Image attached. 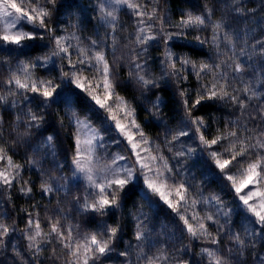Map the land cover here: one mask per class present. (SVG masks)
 <instances>
[{
  "label": "trees",
  "instance_id": "obj_1",
  "mask_svg": "<svg viewBox=\"0 0 264 264\" xmlns=\"http://www.w3.org/2000/svg\"><path fill=\"white\" fill-rule=\"evenodd\" d=\"M93 1L55 0V5L49 6L50 15L45 21L47 30L39 29L43 40L25 41L28 46L23 48L12 44L0 47V97L5 98L0 100V149L5 156L0 161L5 163L10 157L11 162L19 166L11 187L0 184V224L9 228L0 247V264H67L71 260L68 249L47 235L57 221L65 236L70 229L72 237L81 242L86 235L102 232L104 223L119 226L120 231L110 244L112 251L95 261L90 260L89 264H147L145 257L158 255L167 257L162 264H209L203 249L215 251L225 264H237V261L240 264H258L257 257H264V233L254 238L245 234L246 227L256 226L244 224L246 217L239 208L238 196L232 182L226 178L229 172L245 168L255 161L258 158L256 151L249 149L245 156H238L224 172L216 166L209 153L218 151L224 153L221 160L229 159L230 154L225 149L237 138L251 144L257 140L264 141V47L261 46L264 42V0H157V5L152 7L160 22L155 30V40L137 44L136 36L116 31L109 36L105 51L114 91L131 104L143 131L161 146L173 163L174 160L182 162V158L187 162L193 174L191 179L198 183L191 187L185 183V186L194 194L201 192L206 196H218L226 208L237 207L225 217L211 211V204L198 206L204 217L208 214L205 209H208V215H213L218 221H205L211 237L189 235L179 215L158 197L145 192L140 183L126 186L127 195L120 194V208L112 209L111 214L103 219L90 211H81L85 200L82 183H65L71 173L73 134L60 113V106L68 96L74 101L71 106L78 114L99 126L101 112L86 93L69 82H62L60 65L59 68L56 64L49 65L51 72L46 71V67L36 68L39 77L49 74L50 78L46 80L51 79L63 86L48 101L37 93L8 84L13 74L17 75L20 64L33 61L53 47L52 37H60L62 26H67L69 20L78 17L85 29L91 30L93 18L87 15V9L91 8ZM188 14L204 16L205 24L180 27L181 19L187 18ZM216 24L221 25L220 39L214 43L213 28ZM225 33L229 35L231 44L224 41ZM168 35L172 39L166 42ZM3 43L0 39V45ZM166 51L177 56L173 61L179 70L177 75H171L172 69L165 59ZM185 58L195 63L196 69L191 63L181 66L179 61ZM201 63L213 67L211 71L200 72L198 78ZM137 64L141 65L140 69H137ZM236 64L241 65L239 72L234 70ZM67 65L64 64L66 71L69 70ZM144 67L147 72L151 70L159 75L160 78L153 80L155 86H144L136 79L137 73L142 75ZM214 77L219 84H226L230 94L243 100L245 107L241 108L229 99H205L192 108L197 93L204 86L210 88ZM245 88L250 90L249 93L244 92ZM251 92L257 95L249 99ZM187 108H191L190 117ZM30 113L41 118L38 128L34 126L36 122L30 120ZM190 118H203L204 127L199 133L189 123ZM185 128L190 129L188 136L172 139ZM232 131L237 137L202 149L201 133L211 140ZM50 135L54 137L55 155L44 144ZM194 139L196 149L200 148L199 153L176 159L170 157ZM42 184L50 185L53 191L43 192ZM22 187L30 188L31 192L25 195L20 190ZM30 219L33 221L31 226L28 223ZM36 222H39L41 230V236L37 238L39 252L28 246V236L35 232ZM137 225L144 230L141 240L135 237ZM235 234H239L245 244L242 256L236 252L238 246L232 239ZM213 238L218 243L213 244ZM125 252L127 255H121Z\"/></svg>",
  "mask_w": 264,
  "mask_h": 264
},
{
  "label": "snow or ice",
  "instance_id": "obj_2",
  "mask_svg": "<svg viewBox=\"0 0 264 264\" xmlns=\"http://www.w3.org/2000/svg\"><path fill=\"white\" fill-rule=\"evenodd\" d=\"M48 3L55 5V0H47ZM114 5L112 11H105L103 6H101L100 11L102 13V20L110 25L115 30V21L117 19L115 14L116 6L125 5L129 9L133 10L134 15L139 17L138 24H145V18L151 21L153 19V14H148L146 11H142V6L138 3H135L134 0H110ZM14 10V11H10ZM240 11V9H237ZM31 13L25 11L24 8L17 4L15 0H0V20L4 21V35L0 37L4 42L0 47H6L8 44L16 45L17 47L23 48L28 45L24 44V41H35L43 40L44 36L42 33L37 32L34 28L33 32L28 33L20 30L24 23H30L34 26L37 21L39 22V28H46L45 17L50 15L46 6L39 8H32ZM205 24L204 16H193L188 14L187 18H182L180 21V27H199ZM20 26V28H18ZM152 25H147L146 27H141L138 29V34L136 36L137 44H146L149 40H155L156 37L153 35H146V32L151 31ZM221 25L216 24L213 28V42L216 43L220 37L218 32ZM13 29H17L14 33ZM49 31H51L49 29ZM74 38V37H72ZM67 39L65 37H52L54 41V48L51 51L50 55L43 58L44 62L47 63L53 57H60L61 60L68 59L69 64L73 68L71 73L62 72V76L67 78L70 83H74L78 89L83 92H87L88 96L94 101L95 105L99 108L104 109L109 113L111 120L115 121V128L119 130L122 135H125L128 141V144L131 147V156L135 157L134 163H128V157L123 155L115 154L111 155V163L101 164V160L105 157L102 156L98 150L105 149L104 138L100 135L98 129L92 127V125L86 121H81L77 117L75 111H72V117L76 124V132L73 133V153L71 156V162L74 166L73 175L81 174L83 179L86 181L89 189H96L95 193H90L91 200L89 197H85L84 203L81 207V211H90L98 215L101 219L111 214L112 209L120 208V194L125 193L126 186L129 184H134L135 181L143 179V183L146 188L154 195H159L160 199L163 200L169 208H172L176 211L182 204H188V199L186 193L188 189L185 187L184 182L179 184L173 183L169 186V181L175 180V177L172 175L173 168L169 166L168 161L162 155H152V148L149 147V141L144 136L143 131H138L140 139L135 140L133 134H129L127 126L121 123L115 114L116 110L124 112L125 118L131 116L132 110L127 107L126 102L123 98L115 94L114 85L110 79V66L105 58L103 52H96L89 56L88 51L84 48H79L77 51V60L73 62L71 60V54L69 53L70 44H67ZM172 39L171 35L166 37L167 40ZM224 41L228 44H231V39L227 33L224 34ZM203 42V41H201ZM92 44L95 45L96 41H92ZM47 46V45H45ZM264 47V42L261 44ZM218 47V45H217ZM166 62L168 67L172 69L171 75H177L179 70L176 68V63L173 62V54L170 51H166ZM41 58H37V61L32 64H21L20 71L24 74V81L22 82L18 75L13 74V76L8 80V84H14L16 88L23 89L25 91H31L42 96L45 101H48L53 97V94L57 92V86L53 85L51 80L42 81L34 80L32 78L31 68L37 66ZM181 66L192 64L193 69H196V64L192 63L188 59H183L179 61ZM77 64L84 65L85 67L79 68L77 70ZM137 69L141 68V65H136ZM213 66L201 63L199 66V71L197 72V77L199 78L200 72L211 71ZM216 67H219L218 65ZM91 68L95 71L96 75L90 80L87 76L84 75V72ZM236 72L241 70V65L236 64ZM136 79L144 86L153 85L155 86V81L145 79L143 75L137 73ZM94 90H99L94 92ZM249 89L245 88L244 92L249 93ZM58 94V93H57ZM183 95V93H182ZM255 92H251V95L248 97L251 99L252 96H256ZM114 105L110 104L109 101L113 100ZM5 99L0 97V100ZM159 99V98H158ZM205 99L214 100V99H229L233 103H237L241 108L245 107L244 101L241 100L238 96L230 94L227 91L226 84H219V82L213 79L211 87L204 86L201 91L197 93V98L192 104V108H195L197 105H200ZM65 103L69 105V110H71V104L74 103L72 99H66ZM187 105V101H185ZM155 107V105H154ZM189 117L191 116V108H187ZM30 120L36 122L35 127H39L40 117L35 113H30ZM189 123L195 126L196 132H200L201 128L204 127L203 118H190ZM131 127H134L139 130V125L136 124L135 120H131ZM188 131L181 129L178 134L173 135L172 139L176 140L181 136H188ZM230 137H237L236 132H228L207 140L205 136L201 133L199 135L200 144L204 147L211 148L213 145L220 143L223 140H227ZM54 137H46L44 144L47 148L52 150V154L55 155L54 148ZM237 141L239 147H237ZM249 149L255 150L257 154V159L253 162L247 164L246 168L241 170L242 179L237 183L236 179L232 175H226L227 180L232 182V187L235 190V193L238 195L239 200L245 206V210L252 214L255 219L249 218V224L256 227L245 228V234L249 238H254L258 234L264 233V141L257 140L255 144L248 143L246 140L237 138L236 141H233L228 148L225 149L226 153L230 154L229 159L221 160V156L224 153L218 151H211L209 155L215 160L216 166L220 169L221 172H224L226 168L233 161L237 160V157H243L249 151ZM158 151V149H157ZM191 155L195 152V149L188 148L186 151H180L177 153V156H185V154ZM5 159L3 155V149H0V160ZM124 161L123 164L119 163ZM35 163V161H33ZM8 167H15L17 169L16 174H12L5 171H0V184L7 185L8 187L12 186L13 180L16 179L18 175L19 166L13 165L11 158H8ZM59 167V165H58ZM26 183V182H25ZM251 186V187H250ZM41 188L43 192L51 193L53 188L50 185L42 184ZM245 189L248 191L245 192ZM21 192L25 195L31 192L30 188L22 187ZM167 190V191H165ZM175 193V196L178 197V200L174 204L169 197ZM243 195H240L241 193ZM145 198H147V193H145ZM210 201H215L218 207V215H223L225 217L229 216L228 212L223 211V203L218 196H213L208 198ZM251 201V202H250ZM197 201L195 199L191 200V207H195ZM179 219L183 221L186 231L192 237H211V233L206 227L205 221H212L213 223H218L214 219L213 215H206L201 218L198 213H193L191 219L196 221V226L194 227L192 223L189 222V218L181 213H178ZM227 223V220L225 221ZM31 226L33 221L30 219L28 221ZM103 231L99 233H93L91 235H86L83 237L82 242L75 240L72 237L71 230H68L67 236L64 232L61 231L59 222L52 224L50 232L47 234L52 239H55L60 243L64 248L68 249V253L71 256V260L67 264H89V261H95L100 256H104L107 253L112 251L110 244L116 238L117 233L120 231L119 226H108L106 223L102 225ZM223 227V225H221ZM9 228L0 224V247L3 246V237L8 235ZM41 236V230L39 222L35 224V232L28 236L29 248H36V251L39 252L40 246L37 241V238ZM104 237H107L105 239ZM137 240L144 238V230L140 225H137V231L135 233ZM232 239L237 244L236 252L242 256L245 248L244 241L241 240L239 234L232 236ZM49 243L51 240L48 241ZM253 239V244H254ZM212 243H218V240L213 238ZM55 251V250H54ZM207 257L209 258V264H225V262L217 255L213 250L203 249L202 250ZM229 251H233L230 249ZM121 255H127V253H121ZM147 264H162L167 257L163 255H158L155 257H145ZM258 264H264V257H257ZM237 264H240V261H237Z\"/></svg>",
  "mask_w": 264,
  "mask_h": 264
},
{
  "label": "rangeland",
  "instance_id": "obj_3",
  "mask_svg": "<svg viewBox=\"0 0 264 264\" xmlns=\"http://www.w3.org/2000/svg\"><path fill=\"white\" fill-rule=\"evenodd\" d=\"M15 2L19 5H21L25 11L29 12V14H32L31 13L32 8H39L42 6H46L48 11H49L50 10L49 6H53V4L48 3L47 0H44V1H40V0H15ZM134 2L140 4L142 6L141 10L146 11L148 14H153L152 7H154V5H157V0H134ZM90 4H91V8L87 9V15L90 18H93V24H92L91 30L85 29L83 21L78 19V17H76L77 18L76 20H73V21L69 20L67 26H62L63 30H62L60 37L68 38L66 42H67V44L71 45V47L69 48V53L71 54V60L73 62H76V60L78 58L77 57V51L79 48L86 49L88 51L89 56H91L92 54H94L96 52H103L104 55H106L105 51L109 45V42H108L109 36H113V34L116 33V31L117 32H120V31L126 32V34H132L134 36H137L139 28L146 27L147 25L150 24V25H152L151 31L146 32L145 34L146 35H153V36L157 37V34H156L157 32L155 33V30L158 29V25L160 23L158 21L159 17H156L153 15V19L151 21H149V20H147V18H145V24H138L139 17L134 15L132 9H129L125 5L116 6L115 14H116L117 19L115 21V30L113 31L112 27L110 25L106 24L102 20V18H101L102 13L100 11L101 6H103L105 11H112L113 10L114 5L110 2V0H94ZM10 11H14V10L10 9ZM124 13H126L127 15ZM47 18L48 17H45V21H47ZM86 21L87 20H85L84 22H86ZM18 28H20V26H18ZM34 28L37 32L41 33V31H39V29H41V28H39V22L38 21H37L35 26L33 24H30V23H24L22 28H20V30H22L24 32L31 33V32H33ZM0 29H1V34L3 36L5 33L3 30L4 29V21H2V20H0ZM82 29H85V30H82ZM16 30L17 29H13L12 32H10L9 34L14 33ZM42 30L46 31L47 29L44 28ZM72 37H74V38H72ZM92 41H96V44L93 45ZM53 48H54V45H53V47L50 48V50L45 51L46 54H41L39 56H36L33 59V61H28V62L23 63V64H29L30 65L32 63H35L37 61L38 57L41 58L40 62L37 64V66L30 69L31 73H32V78L34 80H42V81L51 80V79L46 80L49 77L48 76L49 74H47V73H46L47 75L39 77V75L36 72L37 71L36 68H38V67H41V68L46 67L48 69V70L46 69V71L51 72V70L48 68L49 65L56 64V66L58 68L61 66V69H63V70L59 69V75H61V78L63 77L62 72L71 73L73 71V68L71 67L68 59H66V58L64 60H61L60 57H53L47 63L44 62L43 58L45 56L50 55ZM176 57L177 56L173 54V61L175 60ZM165 59H166V56H165ZM62 62L64 64H68L67 67L69 70L66 71V69L64 68V64ZM107 62H108V60H107ZM19 66H21V64ZM82 67H85V66L77 64V70L79 68H82ZM146 70H147V68H145V67L142 69V75L144 77H146L147 79L154 80L155 78H160L158 74H154L153 72H151V70H149V72H147ZM17 75L20 77L21 81L23 82L24 81V74L22 71H20V67L18 69ZM84 75L87 76L91 80L92 77L94 75H96V73L93 69L88 68L84 72ZM65 81L69 82V80L67 78L63 77L62 82H65ZM70 84H71V86L76 87V85L74 83H70ZM53 85L57 86V91L61 90L63 87L62 85H59V83H57V82H53ZM97 91H99V90H94V92H97ZM84 93H86V95L88 96L87 92H84ZM66 99H69V97L68 96L64 97V100L62 101V105L60 106V109H61L60 113H61L66 125H68L71 128V132L73 134L74 132H76V127H77L75 124V121L72 117V111H75V110L72 108V106H70L71 110H69V105L65 103ZM123 100L126 102L127 107L130 110H132L133 114L131 116H128L127 118H125L123 111L116 110L115 114L117 115L118 119H120L121 123H123L127 126L129 134H133L135 136V140L138 141L140 139V137L138 135V131H143V129L141 128V126L139 125V123L136 120L135 112H134V109L131 106V104L128 103L124 98H123ZM92 103L95 105L94 101H92ZM109 103L114 105V98H113V100H110ZM95 107H97L102 114V121L100 122L101 123L100 126L97 125L96 123H94L88 117L80 115L76 111H75V113L81 121H86V122L90 123L92 125V127L98 129L100 132V135L103 136L105 149H100L98 151L105 158L102 159L100 163L101 164L111 163L110 157H111V155H115V154H119V155H123L125 157H128V163H130V164L134 163L135 157L130 155L131 147L128 144L126 136L122 135L119 132V130H117L115 128V121L110 119L109 113H107L104 109L99 108V106H97V105H95ZM133 119L135 120L136 124L139 125V130L134 128V127H131L130 122ZM185 131L189 132L190 129L185 128ZM143 133H144V136L149 141V147L152 148V155H162L163 157H165L167 159L169 166L173 168L172 175L175 177V180L174 181L170 180L168 182L169 186H171L173 183L179 184L180 182H184V184L188 183L190 185L189 187H191V186L195 185L196 183H198L197 180L191 179L193 177L192 176L193 174L188 169L187 162L185 163L183 161L184 158H182V162H176V160H174V163H173L166 156V152L163 149H161V146L156 145L152 141V139L147 136V134L144 131H143ZM195 141L196 140L194 139L189 144L185 143L180 151H186L188 148H193V149H195V153L196 152L199 153L200 148L196 149L197 147L195 145ZM203 148H204V146H202V149ZM205 148H207V147H205ZM157 149H158V151H157ZM177 153L178 152H176V153L173 152L170 157H172L174 159L180 157V156H177ZM185 155H188L187 152ZM119 163L123 164L124 161H120ZM13 165H15V164H13ZM5 169H7V172L12 173L14 175H15V172L17 171V169L15 167H11V168L8 167V160L5 163H3V162L1 163V161H0V171H5ZM73 169H74V166L71 163V173H70V175H68V178H66L65 183L68 184L71 182H74V183L75 182H81L83 185V188H84L83 193H84L85 197H89V200H91V197L89 194L95 193L98 190L89 189L86 181L83 179L81 174L73 175ZM242 169L243 168H240V169L235 170L233 172H229L228 175L234 176L237 183H239L240 180L243 178L241 175ZM134 183H140L145 192L151 193L146 188V186L144 185L142 178L135 181ZM165 191H167V190H165ZM246 191H248V189H245V192ZM243 194L244 193L242 192L240 195H243ZM152 195H154V194H152ZM154 196H156L160 199L159 195H154ZM186 196H187L189 203L188 204H182V206H180L175 212L177 214L181 213V214L186 215L189 218V222L192 223L194 227L196 226V221H193L191 219V216L193 215V213H198L201 218L204 217L202 215V213L200 212V209L198 208V206L202 205L204 207V205L211 204V207H210L211 211L215 212L216 215H218L217 212H218L219 206L216 204L215 201H210L208 199L209 197H212V196H210V195L206 196L205 194H203L201 192L199 194H197V193L194 194V193H192V190H190V189H188ZM169 199H171L174 204L178 200V197L175 196L174 191H173V194L169 197ZM193 199H195L197 201V204L195 205L194 208L189 206L191 200H193ZM238 199H239V197H238ZM161 201L164 202L163 200H161ZM239 202H240L239 208L242 209V213L246 217V221L244 222V224L245 225L246 224L251 225V224H249V218L251 217V219H255V217L252 216L251 213H249L245 210V206L242 204V202L240 200H239ZM206 208H207V206H206ZM234 209H237V207L226 208L223 206L224 212L231 213L232 211H234ZM205 210L208 212V214H210L208 209H205ZM208 214H206V215H208ZM221 216H223V215H221Z\"/></svg>",
  "mask_w": 264,
  "mask_h": 264
}]
</instances>
